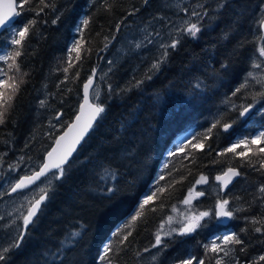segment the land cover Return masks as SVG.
<instances>
[{
  "label": "trees",
  "instance_id": "obj_1",
  "mask_svg": "<svg viewBox=\"0 0 264 264\" xmlns=\"http://www.w3.org/2000/svg\"><path fill=\"white\" fill-rule=\"evenodd\" d=\"M104 2L55 0V11L45 9L36 16L29 10L36 7V0H30L14 25L22 27L30 19L37 20L23 42V55L17 59L21 70L28 75L13 101L8 122L0 126L3 166L17 164L19 157H23L19 166L42 161L57 136L75 117L82 86L93 69L102 76L100 103L105 106V112L69 162L71 169L62 180L54 182L49 198L35 218L36 223L28 227L20 247L5 253L0 264H102L99 257L103 243L111 239L115 245L117 238L111 236L112 231L131 215L158 175L165 176L162 185L174 177H184L156 201L157 205L163 203L162 208L148 213L146 222H137L126 250L117 257L118 264H142L154 249L155 233L172 208L196 185L200 175L208 177L206 186L210 188L217 184L215 176L229 166L241 174L235 184L225 192L219 190L217 195L207 190L202 200L196 201L195 209L211 212L218 199L224 198L230 201V208L245 210L235 212L228 222L205 219L202 227L183 237L165 236L157 264H178L190 256L204 259L205 264H215V254L206 253L204 245L228 232L237 233L244 241L242 245H230L236 249L234 256L240 264H264L259 259L264 256V228L257 233L254 228L260 225L250 222L253 218H264V201L259 192L264 186V168L260 165L264 153L256 151L264 144L249 145L251 151L246 157L234 153L218 155L238 140L251 139L264 131V97L253 99V94L264 88L248 77L249 72L257 74L258 70L264 75V69L252 67L254 63L264 62L258 52L264 44L260 29L264 0H223L224 7L218 11L220 0H189L184 7L188 12L197 4H203V10L208 12L207 16L196 17L202 30L195 39L182 38L177 49L169 51L159 71H150L154 61L145 53L125 55L110 68L101 58L115 40L118 25L129 24L135 18L148 22L168 16L163 0L147 4L143 0H108L112 5L110 11L105 10ZM134 9L139 11L128 16ZM58 14L60 19L53 24ZM85 17H90L91 22L83 30L81 59L75 60L77 53H72L73 66L65 73L71 44L74 39H80L74 29ZM45 20L47 23H43ZM11 35L4 31L0 36V54L10 50ZM105 43L109 45L107 49ZM89 47L91 52H85ZM222 64L228 67L222 68ZM77 70L79 77L73 79ZM65 76L68 79L61 83ZM148 76L152 78L147 79ZM139 80L144 83L135 87ZM245 82L246 88L242 87ZM69 88L71 91H67ZM237 88L241 91L234 95ZM45 90L47 107L63 113L61 130L49 127L47 117L34 109L36 97L44 95ZM248 105H254V109L243 119L239 112ZM217 121L202 149L189 145L185 153L169 156L181 142L187 144L192 139L195 144L196 138L207 133ZM225 123L232 124L227 132L221 127ZM244 150L241 146L236 152ZM188 153L191 155L185 159ZM249 160L254 166L248 164ZM163 163L168 167L164 168ZM107 169L117 174L118 190L111 196L100 179ZM170 171L172 175L168 174ZM73 230L80 231L81 238L71 249L60 250L61 242ZM145 248L150 251L145 252ZM231 259L225 258L224 264H229Z\"/></svg>",
  "mask_w": 264,
  "mask_h": 264
},
{
  "label": "snow or ice",
  "instance_id": "obj_2",
  "mask_svg": "<svg viewBox=\"0 0 264 264\" xmlns=\"http://www.w3.org/2000/svg\"><path fill=\"white\" fill-rule=\"evenodd\" d=\"M145 4L148 3V0H143ZM30 0H19L17 4L16 0H10L7 4V11H0V29L7 30L12 33L10 39L8 40L10 50H3L2 54H0V126H3L6 122H8V117L13 108V101L16 95L20 91V86L25 83L24 77L28 75L26 71L21 70V66L17 63V59L23 55V42L28 37L30 33V29L34 28L37 24V20L35 18L28 20L23 24L22 27L15 29L13 31L14 25L11 23L13 17H18L22 15V11L25 9V5H28ZM105 10L110 11L112 5L108 3V0L104 2ZM224 7L223 0L217 5V11ZM17 8L20 10L18 11ZM45 9H52L55 11L56 4L55 0H36V7H33L29 10L35 12L36 16H40L41 13L44 12ZM196 9H201V11H197L193 9L190 13L191 17H204L208 15V12L204 9L203 4H197ZM139 11V9H134L127 13L128 16L135 15V12ZM181 11L188 14V10L182 8ZM60 19V15L58 14L53 20L52 23L56 24ZM124 19H127L125 17ZM163 19V17H161ZM91 22L90 17L83 18L79 24L75 27L74 31L79 34L80 39H74L70 50L69 57L67 60V67L63 69L65 73L69 71V68L72 67V53H77L75 56V60L79 61L81 56L79 55V50L82 47V44L85 42L83 40L84 37V29L87 28L89 23ZM124 21L121 20L122 24ZM43 23H47V21H43ZM260 27H264V19L260 21ZM200 21L197 20L193 22L191 19L184 20L182 24L173 29L172 32L169 33V39L167 41L160 40L158 47L162 49L159 57L156 59L154 63H152L150 71L156 70L159 71L161 64H163L169 55L168 50H176L177 46L181 42V35L190 36L193 39L197 37V34L201 32ZM116 32L120 31L119 25L115 29ZM156 38L160 39V34L156 33ZM228 34H225V39H227ZM114 38V37H113ZM106 41L107 37L104 38ZM261 40L264 41V36L261 37ZM147 43H152L151 34H149V38L146 41ZM108 43H105L104 49L108 48ZM136 48L141 47V44H136ZM102 49V50H104ZM85 52L90 53L91 48L85 49ZM259 56L264 57V44L258 49ZM109 64L112 63L111 60L108 61ZM222 68H227V64H222ZM255 69H264V62H257L252 65ZM12 73L11 75L9 73ZM79 77V70H77L73 74V79ZM95 77V70L93 69L92 73L89 75L87 82L83 85V103L79 106V114L75 116V122L72 123L67 131L60 135L58 139H55L56 147L52 148L51 151L47 152V162H42L38 168L35 170L29 171L19 177L14 184H11L10 188L6 193H0V196L4 194L11 195L12 193L18 192V190H23L29 188L31 185L36 184L37 181L40 180L41 177H45V180L42 182V185H38L39 195L33 197L31 200L27 201L26 212H21L20 217L22 218L23 224L22 227L18 228V234L14 237L12 243L7 248L0 249V261L5 259V253H7L10 248H19L20 244L24 241V237L27 234L28 226L34 225L36 221L34 218L37 216V213L41 211V205L49 198V192L52 191L54 185L52 182L62 180L65 177L67 171L71 169V164H69V157L72 152L76 150V145L80 143L81 140L84 139V136L87 134L89 129L92 128L93 123L97 120V118L101 117V114L105 112V106L99 103L100 100V92L97 88H94L91 92V100H90V86L93 85ZM248 77L252 80H255L258 84L264 88V75L254 74L252 72L248 73ZM151 76H148L147 79H151ZM68 79L65 76L64 80L61 83H64ZM144 83V80H139L135 84V87H139ZM197 87H200V84H197ZM242 87H247V82H245ZM131 91V89H127ZM67 91H71V89H67ZM112 88L111 85L108 86V92L111 93ZM241 88H237L233 93L235 95L236 92H240ZM257 97H264V90L257 91L253 94V99ZM40 107L47 106V99H41L39 101ZM254 105L244 106L242 110L239 112L240 116H245L249 112H251ZM85 108H87V118L85 117ZM63 115L62 112H58L53 119L60 120V117ZM219 121L213 123L211 128L208 129L207 133H205L200 138H196V143H192V139H188L187 144L181 142L177 148H174L169 152V156H177L178 153H185L186 148L191 145L192 148L202 149L204 147V142L208 140L212 135V129L216 128ZM49 127L55 129L57 125L49 122ZM223 130L227 132L231 127V123H225L221 125ZM75 131L74 136L71 139V142L68 147H66L62 152H58V149L61 147V142L65 141L66 137L69 134ZM255 144H264V131L259 132L255 137L251 139H242L238 140L236 143H233L231 146L225 148L223 151L218 153V155H225V153H234L240 157H246L248 152L251 151L249 145ZM243 146L244 151L237 153L236 149ZM210 147V146H209ZM257 153H264V147H260L257 150ZM6 154V153H5ZM3 155L0 154V169L3 168ZM191 154L188 153L185 155V159L188 158ZM23 161V157H19L17 164L9 165V170H16L19 167L20 162ZM75 161H73L74 163ZM195 159L193 158V163ZM250 166H254L251 160L248 161ZM64 165H68L66 169ZM261 168H264V158L260 160ZM164 168L168 167V164L165 163L163 165ZM55 170V171H54ZM179 169H176L178 171ZM106 175H101L100 179L105 185V192L111 196L112 193L116 192L118 189L116 187L115 181L117 178V174L111 169L105 170ZM172 175L170 171L168 173ZM240 172L233 167L229 166L225 171H223L220 175L215 176V180L219 181L222 185V189H227L228 185L232 183V179L236 176H239ZM184 177H180L179 179L173 178L167 184H161V181L165 179L163 173L158 175L155 179L154 183L149 186L150 190L146 192L141 198H139L135 210L131 213V215L125 220V222L114 229L111 233L112 237H116L115 245L112 243V240L103 243L102 246V255H100L99 260L102 264H118L117 257L120 256L122 251H125V245L129 242V237L132 236V232L137 225L138 221H145L148 213L155 212L157 207H163V203L156 204V201L163 196L166 189L173 187L175 184L179 183ZM207 184L208 177L205 175H200L199 179L196 181V184ZM35 191V189H33ZM259 192L261 194L260 199L264 201V186L259 188ZM204 191H199L195 193L196 197L203 196ZM192 200H193V189H189L187 192V196L183 199L182 203L190 206L187 213L185 214L183 221H177L179 227H169V229L164 232L165 236H171L174 233L184 236L187 234H191L195 232L198 228L202 227L201 221L205 218H212L213 215L220 220L221 222L226 220H232L234 218V214L237 211L245 210V209H237L230 208V201L228 199L219 198L215 205V212L210 211H197L192 208ZM21 207H25V205H21ZM172 211L175 212L177 209L175 207L172 208ZM3 217H0L2 220ZM173 221L172 216H168L165 223L171 225ZM15 221H13L14 223ZM146 222V221H145ZM253 225H260L254 228V231L260 233L262 228H264V218L257 219L253 218L250 221ZM83 226H81L82 228ZM164 225L160 226V229L155 233V242L152 244V248H156L162 243L161 232L163 231ZM242 231H246V229H242ZM82 233L80 231H71L68 234V237L65 241H62L60 244V250H68L75 246V243L81 238ZM217 241H221V243H217ZM244 241H242L238 234L235 232H228L223 234L222 236L215 237L209 244L204 245L206 253L215 254V264H224L225 258L232 257L229 264H240L239 260L235 258L234 253L236 249L234 247H230V245H242ZM164 248L167 245H163ZM241 251L244 249L241 248ZM145 252L150 251V249L145 248ZM139 255V253H137ZM59 256V251L57 253ZM155 260L156 257L153 256L151 258ZM260 260L264 261V256L259 257ZM178 264H205L204 259H199L195 256H190L187 259H182L178 262Z\"/></svg>",
  "mask_w": 264,
  "mask_h": 264
},
{
  "label": "rangeland",
  "instance_id": "obj_3",
  "mask_svg": "<svg viewBox=\"0 0 264 264\" xmlns=\"http://www.w3.org/2000/svg\"><path fill=\"white\" fill-rule=\"evenodd\" d=\"M188 1L189 0H163L164 8L167 10V12L170 13L168 16L164 15V16H161L163 17V19H161V17H158L148 22H143V21L139 22L138 19L135 18L133 22L126 24V25H122L110 49L104 53V55L101 58V61L104 63V65L107 68H110L116 62H118L120 58H122L125 55H132V54L138 55V54L145 53L146 55H149L155 62L156 59L159 57L160 52L162 51V49L158 47L161 39L163 41H167L169 39V33L172 32L173 29L179 27L184 20L191 19L193 22L197 21L196 17L192 18L190 16L191 11L193 9L196 10V7L191 9L188 12L189 14L187 15L185 14V12L181 11V9L185 7V4ZM17 28H20V26H18ZM156 33L160 34V39L156 38V35H155ZM149 34H151V39L153 41L152 43L146 42L147 39L149 38ZM184 37L192 38L190 36L181 35L180 39ZM136 44H141V47L136 48L135 47ZM170 50L172 49H169L168 52ZM109 60L112 61L111 64L108 63ZM257 74L260 75L259 70L257 71ZM101 78L102 76H98V74H96L95 82L97 84H95L96 85L95 88H97L98 86L99 92H101V89H100ZM47 97L48 95H47L46 90H45L44 95L37 96L35 99L36 101H35L34 109L35 111L44 114V116L47 117L49 122L51 121L52 124L57 125L56 127L57 130H61L63 128L62 127L63 122L61 121V117H60V120L53 119V117L57 113L53 112L47 106L42 108L39 105V101L41 99H45V98L47 99ZM99 103H100V100H99ZM42 162L43 161L32 162V164L30 162L28 164L19 166L16 170H9V165L3 166V168L0 169V193H6L8 189L10 188L11 184H14L19 177H21L22 175H24L25 173L29 171L35 170L36 168H38V166ZM44 180H42L38 185H42V182ZM54 182L52 183L54 184ZM216 183L217 184L215 186H212L210 188H208V186H206V184H203V183L196 184L192 188L193 189V200H192L191 207L195 209L196 201L198 202L201 201L205 195L204 194L203 196L196 197L195 196L196 192L204 191L205 193L208 190L211 194L217 195L220 190V185L218 181ZM37 186L15 197H7V194L0 196V217H3V219L0 220V249L9 247L14 237L18 234V228L22 227V224H23L22 218L20 217V213L26 212V206H27L28 200H31L33 197H36L39 195V188ZM33 189H35V191H33ZM21 205H25V207L22 208ZM189 207L190 206L185 205L181 202L175 206L177 211L173 212L171 210L170 216L173 217V221L171 225L165 223L167 219L164 221V223H162L164 225L163 231L161 232L162 238L165 237L163 233L166 232L169 229V227H177V228L179 227V224L177 223V221L184 220L185 214L187 213ZM211 212L213 213L215 212V206L213 207ZM205 219H210V218H205ZM205 219L203 221H205ZM212 219H214L215 221H218L219 223L230 221V220H226V221L221 222L215 217V215L212 216ZM13 221L15 222L13 223ZM203 221H201V223ZM179 237H183V236L179 235ZM160 248H161V245L154 248L153 251L147 254L142 264H157L158 263L157 260L162 251ZM15 249L16 248H10L9 251H12ZM153 256L156 257L155 260L151 259Z\"/></svg>",
  "mask_w": 264,
  "mask_h": 264
},
{
  "label": "water",
  "instance_id": "obj_4",
  "mask_svg": "<svg viewBox=\"0 0 264 264\" xmlns=\"http://www.w3.org/2000/svg\"><path fill=\"white\" fill-rule=\"evenodd\" d=\"M5 1H7V2H6V5L10 2V0H5ZM151 1H152V0H148V3L151 2ZM16 2H17V0H16ZM0 11H7V6H5V7H0ZM16 19H17V17H13L11 23L14 24L15 21H16ZM263 19H264V17H263ZM260 29H261V32L264 34V27H260ZM4 31H6V30H4V29H0V35H1ZM95 81H96V73H95V77H94L93 85L90 86V90H89V91H90V100H91V92H92V90L95 88V84H96ZM86 82H87V81H86ZM86 82H85V83H86ZM83 85H84V84H83ZM82 103H83V86H82V90H81V102H80L79 106H80ZM79 106H78V109H77V113H76V115L79 114ZM252 110H253V108H252ZM252 110H251V111H252ZM250 113H251V112H249V113H248L247 115H245V116H242V118H243V119H246ZM76 115H75V116H76ZM86 118H87V108H85V117H84V119H86ZM97 121H98V118H97V120L93 123L92 128L89 129V131L87 132V134L84 136V139L81 140L80 143L76 145V150H75L74 152H72L71 156L68 158V159H69V162L71 161V159L73 158V156H74V154L77 152V150L80 148V146L82 145V143L84 142V140H85V139L88 137V135L91 133V131H92L94 125L97 123ZM74 122H75V117L73 118V120L71 121V123L68 124V126L63 130V132H62L60 135H63V134L67 131L68 127H69L72 123H74ZM75 131H76V130H73V133L69 134V136L66 137L65 141H62V142H61V147L58 149V152H62L66 147L69 146V144H70V142H71V139H72V137H73L74 134H75ZM60 135H59V136H60ZM59 136H58L56 139H58ZM55 147H56V144H55V141H54L53 145H52L51 148L48 150V152L51 151L52 148H55ZM46 154H47V153H46ZM46 154H45L44 157H43V160H42L43 162H47V156H46ZM65 166H66V165H64V167H65ZM54 171H55V170H54ZM238 178H239V176L234 177V178L232 179V183H230V184L228 185V188H227V189H223V190H221V189H222V185H221L220 182L218 181V183H219V185H220V190H221V192H225L226 190L230 189V188L235 184V182L238 180ZM44 179H45V177H41L40 180L36 182V184L31 185L29 188H26V189H23V190H18V192H16V193H12L11 195H8V194H7V197H12V196H15V195H17V194H19V193H22V192H25V191H27V190H30V189H32L33 187H35L37 184H39V183H40L42 180H44ZM37 214H38V213H37ZM36 217H37V216H36ZM36 217H35V218H36ZM35 218H34V220H35ZM30 225H31V224H30ZM30 225H29V226H30ZM29 226H28V227H29Z\"/></svg>",
  "mask_w": 264,
  "mask_h": 264
},
{
  "label": "bare ground",
  "instance_id": "obj_5",
  "mask_svg": "<svg viewBox=\"0 0 264 264\" xmlns=\"http://www.w3.org/2000/svg\"><path fill=\"white\" fill-rule=\"evenodd\" d=\"M6 2L7 1H5V0H0V7H5V6H7L6 5ZM97 84V83H96ZM101 89V88H100ZM100 100H102V99H100ZM254 109V108H253ZM64 130V129H63ZM82 149V148H81ZM78 153V152H77ZM169 157V156H168ZM16 161V160H15ZM28 164V163H27ZM32 164V163H31ZM164 164V163H163ZM24 168V167H23ZM21 172V171H20ZM241 175V174H240ZM196 188V187H195ZM230 205V204H229ZM37 219V218H36ZM35 219V220H36ZM33 226V225H32ZM8 231V230H7ZM18 251V250H17ZM14 252V251H13ZM11 258V257H10ZM101 263V262H100ZM99 264V263H98Z\"/></svg>",
  "mask_w": 264,
  "mask_h": 264
}]
</instances>
